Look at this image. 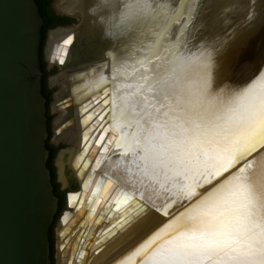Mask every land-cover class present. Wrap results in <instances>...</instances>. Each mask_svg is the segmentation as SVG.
<instances>
[{
    "label": "snow or ice",
    "instance_id": "1",
    "mask_svg": "<svg viewBox=\"0 0 264 264\" xmlns=\"http://www.w3.org/2000/svg\"><path fill=\"white\" fill-rule=\"evenodd\" d=\"M169 3L174 25L188 23L193 0ZM148 7L141 0L139 14ZM136 39L134 29L123 43ZM181 48L159 44L131 64L120 56L111 79L101 77L108 108L97 114L96 139L103 153L124 158L119 179L133 189L120 193L113 211L130 207L105 231L152 209L165 219L133 249L131 264H264V178L255 167L264 149V69L244 87L217 93L212 52L192 57ZM113 183L108 178L97 191L104 196Z\"/></svg>",
    "mask_w": 264,
    "mask_h": 264
},
{
    "label": "water",
    "instance_id": "2",
    "mask_svg": "<svg viewBox=\"0 0 264 264\" xmlns=\"http://www.w3.org/2000/svg\"><path fill=\"white\" fill-rule=\"evenodd\" d=\"M126 2L84 0L83 18L59 13L53 7L57 15L76 23L50 30L48 37L55 30L72 28V43L62 46L68 47L73 65L85 64L71 78L70 118L76 107L84 117L89 108L96 115L104 114L108 84L101 77L111 79L117 59L124 53L144 59L159 44L175 51L189 34L192 38L181 51L192 57L204 50L212 52L208 71L217 93L244 87L258 69H264V0H193L188 23L178 25L173 23L169 0H157L155 6L148 0L143 14L131 0L129 5ZM126 22L129 31H137L130 51L117 46L123 40L118 39L116 29ZM43 25L36 0H0V264H52L49 230L59 199L47 167L49 132L40 63ZM136 60L132 58L131 63ZM54 77L49 79L51 87ZM58 92L53 95L51 110ZM105 117L112 122L110 116ZM63 219L61 215L58 221Z\"/></svg>",
    "mask_w": 264,
    "mask_h": 264
},
{
    "label": "bare ground",
    "instance_id": "3",
    "mask_svg": "<svg viewBox=\"0 0 264 264\" xmlns=\"http://www.w3.org/2000/svg\"><path fill=\"white\" fill-rule=\"evenodd\" d=\"M59 3V13L83 18L84 0H59ZM71 34H73L72 28L55 30L49 34L46 45V58L49 62L51 61L50 65L60 67L61 71L65 70L54 77L52 83L61 86L56 97L57 103L53 108L58 114L55 122L56 134L59 137L66 132H73L78 137L77 146L74 149L66 148L57 157L58 177L60 181L62 180V185L80 187L78 191L70 192L71 195L66 204L67 209L70 205L72 211H64L62 214L64 219L59 222V264H131L133 260H136V257L131 255L133 249L143 242L165 218L149 209L146 214L138 217L125 228L113 229L112 233L105 231L111 227L120 213L130 207V205H121L119 213L113 211L116 207L115 202L120 198L121 192L118 189L121 188L123 191L133 189L126 188L123 181L119 179L124 167V158L118 157L113 151L103 153L101 150L103 145L96 139L101 133L100 123L103 121H98L97 115L92 113L90 108L85 113L86 117L80 115L78 107L72 110L73 116L69 117L71 100L67 99L70 96V87L74 86L71 78L76 70L85 65H73L70 62L71 53L70 51L68 53V47L62 46L63 41ZM60 60L64 61L62 65ZM109 74V68H106L105 77ZM103 106L107 107L105 104ZM102 113L99 114L104 115ZM84 137L85 143L82 145ZM70 140L71 144L73 139ZM63 141L67 144L66 139L60 142ZM68 155L75 156L69 170H66L62 160ZM98 159L102 161L99 165L96 163ZM255 167L258 179L264 178V154L259 153L256 156ZM108 178L113 179L114 183L104 196H101L97 189L99 187L100 191H103V184ZM145 195L147 196V193ZM175 210L182 209H173Z\"/></svg>",
    "mask_w": 264,
    "mask_h": 264
},
{
    "label": "trees",
    "instance_id": "4",
    "mask_svg": "<svg viewBox=\"0 0 264 264\" xmlns=\"http://www.w3.org/2000/svg\"><path fill=\"white\" fill-rule=\"evenodd\" d=\"M54 0H36V3L39 8V12L41 17L44 21V25L42 27V39H41V46H40V63H41V70L43 73L42 77V94L46 99V116H47V125H48V132H49V139L46 142V148L50 153L49 160L47 162V167L51 173L52 177V185H53V192L54 195L59 199V209L55 216V220L50 227L49 230V241H50V259L51 263L55 264L54 254H55V237H54V229L56 222L58 221L62 209L65 205V201L67 199V195L65 196L64 192L60 189V184L57 178V168L55 166V160L57 158L58 153L65 148L64 145L55 146L51 143V139L53 137V126L52 123L54 121V116L51 115V104L53 102V95L55 90L50 88L49 86V79L56 74V69L48 70V63L44 57V49L48 37V32L53 30L57 27H67L71 26L76 23L75 19L69 17H63L56 14L53 8Z\"/></svg>",
    "mask_w": 264,
    "mask_h": 264
},
{
    "label": "rangeland",
    "instance_id": "5",
    "mask_svg": "<svg viewBox=\"0 0 264 264\" xmlns=\"http://www.w3.org/2000/svg\"><path fill=\"white\" fill-rule=\"evenodd\" d=\"M129 3H130V0L128 1L127 0V2H126V4L125 5H129ZM131 3H132V6L134 5V7H138V5H139V3L140 2H138L137 0H131ZM59 0H54V2H53V7H56V9H57V11L59 12V10H58V7H59ZM121 6H122V4H121ZM122 8V7H121ZM116 31H117V33H118V39L119 40H124V39H126V37H127V33L129 32V26H127V22L123 25V27H118L117 29H116ZM132 31V30H131ZM126 32V33H125ZM125 34V35H124ZM119 40H117L116 42H118ZM119 48H122V49H124V50H126V51H128V49H129V44H125V43H121V44H118L117 45ZM129 51H130V49H129ZM44 57H45V60H46V62L48 63V70H53V69H56L57 71H56V76L57 75H59V74H61V73H63L64 71H61V68L60 67H58V66H51L50 65V63L48 62V60H47V58H46V45H45V49H44ZM124 58H125V62L126 63H128V64H131V61H132V58H133V60H136V57H132L130 54H128V53H124ZM51 62V61H50ZM58 67V68H57ZM55 75H53V76H55ZM52 85V87L50 86V84H49V86H50V88H52V89H54L55 91H57V90H59L60 89V85H54V84H51ZM54 86V87H53ZM51 115H53L54 116V119L56 118V117H58V114L52 109L51 110ZM68 114V113H67ZM54 122V121H53ZM73 139V141H72V143L70 144V142H71V140L70 139ZM62 139H66V142H67V144L63 141V142H60ZM76 139H78V137H76V134H74L73 132L71 133H67L66 132V134H63V135H61V137L59 136H57V134L55 133V135H53V137H52V139H51V143L52 144H54L55 146H59V145H64L65 146V148L64 149H66V148H71V149H74L76 146H77V144H76ZM69 156V157H68ZM67 157H65V159L64 160H62V165H63V167L66 169V170H69V168H70V165H71V162H72V160H73V157L75 156V155H68ZM57 161H58V159L56 158V160H55V163H56V166H57ZM57 174L59 175V169H58V167H57ZM58 175H57V178H58V182H59V184H60V189H61V191L62 192H64V194H65V196L67 195V193H70V192H72L73 190H75V191H78L79 190V188L80 187H77V188H73L71 185L70 186H67V187H64V185H62V180L60 181V179H59V177H58ZM71 206L69 205V208H70ZM70 209H72V208H70ZM66 210H68L67 209V204L66 205H64V207H63V209H62V212H61V215H62V213L64 212V211H66ZM70 211H72V210H70ZM60 215V216H61ZM59 221H57L56 222V225H55V229H54V237H55V250H56V253H55V263L56 264H59V236H60V234H59Z\"/></svg>",
    "mask_w": 264,
    "mask_h": 264
},
{
    "label": "flooded vegetation",
    "instance_id": "6",
    "mask_svg": "<svg viewBox=\"0 0 264 264\" xmlns=\"http://www.w3.org/2000/svg\"><path fill=\"white\" fill-rule=\"evenodd\" d=\"M70 103H71V102H70ZM70 103H69V104H70ZM65 104H66V102H64V106H66ZM68 127H70V126H68ZM71 127H72V126H71ZM53 135H54V133H53ZM60 137H61V136H60ZM67 194H68V193H67ZM66 203H67V199H66V201H65V205H66ZM70 208H71V207H70ZM70 208H69L68 210H72V209H70ZM55 253H56V250H55ZM54 259H55V254H54ZM55 264H56V263H55Z\"/></svg>",
    "mask_w": 264,
    "mask_h": 264
},
{
    "label": "crops",
    "instance_id": "7",
    "mask_svg": "<svg viewBox=\"0 0 264 264\" xmlns=\"http://www.w3.org/2000/svg\"><path fill=\"white\" fill-rule=\"evenodd\" d=\"M49 62V61H48ZM50 63V62H49ZM58 68V67H57ZM55 133H56V130H55ZM55 133H54V135H55Z\"/></svg>",
    "mask_w": 264,
    "mask_h": 264
}]
</instances>
